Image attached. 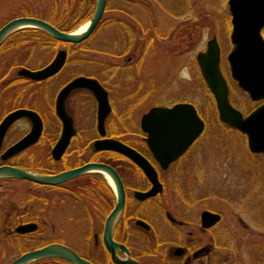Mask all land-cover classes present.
Segmentation results:
<instances>
[{
  "label": "rangeland",
  "instance_id": "rangeland-1",
  "mask_svg": "<svg viewBox=\"0 0 264 264\" xmlns=\"http://www.w3.org/2000/svg\"><path fill=\"white\" fill-rule=\"evenodd\" d=\"M84 1L0 0V28L25 15L67 21L65 12L71 11L66 8L74 10ZM231 32L228 0H108L103 22L81 44L66 46L46 36L18 43L19 38L9 37L0 48V121L17 107L34 105L45 117L48 134H54L53 129L59 123L54 110L58 90L72 76L90 73L104 81L109 75H116L106 82L112 87L113 101L107 125L117 123L126 127V136L138 144H141V117L151 107L178 102L194 104L206 128L197 147L184 159L181 181L185 183L181 186L188 183L194 186L197 182L196 187L208 195L209 207L222 212L219 229L224 235L237 238L236 243L223 249L229 260L237 258L238 264H261L264 261V153L253 158L246 136L220 121L215 99L196 59L198 52L205 50L207 42L216 36L232 103L245 114L255 109L259 103L251 100L230 74L227 55L233 47ZM62 47L71 51L70 61L57 77L45 84L26 80L9 82L17 80L21 67L43 68ZM74 111L81 122H97V104L92 95L91 108L85 98L75 104ZM29 128L27 119L17 121L4 147ZM93 136L96 132L91 133ZM41 147L29 148L17 160L40 165L44 162ZM42 194L41 186L28 181L0 178V264H10L24 251L59 237L73 244L80 253L90 254L89 248L82 245H89L88 210L80 207L75 212L66 203L55 207L54 199L61 194L53 191L48 205L53 212L44 225L46 205ZM29 219L39 223L38 229L18 234L16 228Z\"/></svg>",
  "mask_w": 264,
  "mask_h": 264
},
{
  "label": "flooded vegetation",
  "instance_id": "flooded-vegetation-1",
  "mask_svg": "<svg viewBox=\"0 0 264 264\" xmlns=\"http://www.w3.org/2000/svg\"><path fill=\"white\" fill-rule=\"evenodd\" d=\"M55 42L66 46L81 44L59 40H55ZM62 50L67 52V58L64 66L57 74L42 80H33L17 75V80H10L9 82L15 84L19 80H26L30 83L45 84L57 77L70 61L71 51L67 47L60 48L56 55ZM129 60L131 61L132 57ZM115 76L109 75L104 81L90 73L75 75L67 80L58 90L54 101L55 114L59 120L55 129H53L55 131L54 134H48V125L45 117L41 111L34 108V105L17 107L12 110L27 108L36 111L43 120V130L35 143L9 158L3 159L2 154L28 135L33 128V122L29 117L18 119L17 121L27 119L30 122V128L19 139L4 147L10 129L17 122L15 121L4 137L0 152L2 161L0 165L8 164L31 171L35 170L34 172L44 175H56L83 167L92 162L103 163L109 165L117 172L125 195L123 210L112 233L113 241L119 244L115 247L113 253L105 242V226L108 217L117 204L118 188L109 173L90 170L56 185L38 184L29 180L18 179L43 188L42 199L46 205L45 213L42 216L44 225L48 224L49 214L53 212V209L48 208L51 200L50 194L53 191H60L61 194L54 199L55 207L60 206L61 203H66L71 205L75 212H79L78 209L80 207L88 210L89 229L86 240L89 245H82L87 249L89 248V255L83 252L80 253L73 244L67 243L60 237L46 242L42 246L50 243L67 245L93 264H134L133 262L138 264H238L237 258L231 261L228 256H225L223 251V249L232 246V243H236L237 238L232 234L224 235L219 229L224 217L222 212L217 208L209 207L208 195L204 190L196 187L195 183L197 182L193 183L194 186H191L190 183L186 184L187 186H181L183 182L185 183V181H181L183 172L181 166L184 159L197 147L205 129L181 155L164 165L150 148L147 142L148 132L142 126L143 116L151 108L159 105L151 107L141 117L139 131L141 132L140 141L142 145L131 140L127 137L128 135L126 136L128 134L126 127H122L120 124L117 126V123L107 125V119L113 112L112 87L107 83L109 79H114ZM78 77L96 79L102 85L107 92L111 111L105 119V134L102 135L99 131V104L95 94L87 86L72 88L65 97L63 106L67 114L73 119L74 133L67 142L65 151L58 157L54 151L64 136L65 129V123L57 112L58 100L64 88ZM91 95L97 104V122H81L76 117L75 104L87 98L90 101L91 108ZM172 105H167V107ZM119 129L121 130L118 131ZM112 130L116 132H112ZM92 132H96V136L91 138ZM100 139L120 141L139 152L146 162L142 165L133 157L118 151L97 149L95 143ZM36 145H40V147L42 145L40 150L44 154L41 156L44 162L42 160L39 165L29 162L21 163L17 160L22 153ZM250 152L254 154L253 158H255V154H263L254 153L251 150ZM153 175H156L155 181L152 179ZM154 191L155 193H153ZM30 222L36 223L39 227V223L32 219L26 220L21 224ZM114 255L122 263L116 262ZM261 264H264V261Z\"/></svg>",
  "mask_w": 264,
  "mask_h": 264
},
{
  "label": "water",
  "instance_id": "water-1",
  "mask_svg": "<svg viewBox=\"0 0 264 264\" xmlns=\"http://www.w3.org/2000/svg\"><path fill=\"white\" fill-rule=\"evenodd\" d=\"M107 2L108 0H96L93 15L88 21L87 28L81 33H77L76 30H61L49 21L34 16L16 17L0 28V47L11 34L23 28L41 29L62 42L81 43L88 39L99 26L105 15ZM228 5L232 17L231 41L233 47L227 55L231 77L241 89L249 94L253 101L261 103L250 113L244 115L231 102L230 86L221 68V47L216 36L208 41L206 50L197 54V61L204 80L214 96L220 121L244 133L247 136L248 147L252 152L264 153V0H228ZM66 58L67 52L62 50L47 66L36 70L23 67L17 73L33 80H42L57 74L64 66ZM81 86L91 88L95 94L99 104V131L102 135L105 134V119L111 111L107 92L96 79L78 77L69 83L59 96L57 112L65 123V129L64 136L54 151L58 157L65 151L67 142L74 133L73 119L67 114L63 101L72 88ZM22 117H29L33 122V128L28 135L2 154L3 159L9 158L35 143L42 133L43 120L36 111L27 108L16 109L7 114L0 122V152L8 129ZM142 126L148 132L147 142L150 148L165 165L181 155L200 136L205 129V121L199 115L194 104L181 102L170 107L155 106L151 108L143 116ZM95 146L97 149L115 150L131 156L142 165L146 162L135 149L114 139H100L95 143ZM90 170L109 173L118 188L117 204L105 226V242L114 253L115 247L119 244L113 241L112 233L123 210L125 195L117 172L109 165L92 162L56 175H44L4 164L0 165V178L25 179L38 184L56 185ZM152 179L155 181L156 175H153ZM37 228L36 223L30 222L19 225L16 231L25 234L35 231ZM49 257L64 258L73 264H93L71 247L61 243H51L27 251L10 264H31ZM114 260L122 263L115 255Z\"/></svg>",
  "mask_w": 264,
  "mask_h": 264
},
{
  "label": "trees",
  "instance_id": "trees-1",
  "mask_svg": "<svg viewBox=\"0 0 264 264\" xmlns=\"http://www.w3.org/2000/svg\"><path fill=\"white\" fill-rule=\"evenodd\" d=\"M95 5H96V0H86L82 2V4H80L78 7L75 6L74 10L73 8L70 10H67L69 8H66V11H71V12H65L66 18H68L67 21H58L55 18H49L48 20L52 22L54 25H56L57 27H59L60 29L72 30V29L77 28L81 23H83L84 21H86L92 16L94 9H95ZM75 18H76V21L73 22ZM44 36L48 37L49 39H51V41L55 42V40L48 33H46L43 30H39V29L20 30L16 32L10 38L17 37L19 38L18 43H21L31 38L41 39ZM49 262H57L60 264H63V263L72 264L71 262L67 260H64L62 258H56V257L42 259L33 264H45Z\"/></svg>",
  "mask_w": 264,
  "mask_h": 264
},
{
  "label": "bare ground",
  "instance_id": "bare-ground-1",
  "mask_svg": "<svg viewBox=\"0 0 264 264\" xmlns=\"http://www.w3.org/2000/svg\"><path fill=\"white\" fill-rule=\"evenodd\" d=\"M87 26H88V21L85 22L83 25L78 26V27H77L76 29H74V30H76L77 33H81V32H83V31L87 28Z\"/></svg>",
  "mask_w": 264,
  "mask_h": 264
}]
</instances>
